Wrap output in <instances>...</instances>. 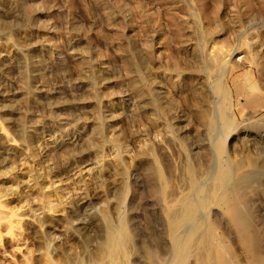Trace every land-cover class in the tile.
<instances>
[{
	"label": "rangeland",
	"instance_id": "rangeland-1",
	"mask_svg": "<svg viewBox=\"0 0 264 264\" xmlns=\"http://www.w3.org/2000/svg\"><path fill=\"white\" fill-rule=\"evenodd\" d=\"M85 51L90 59L80 72ZM132 57L142 69H129ZM135 75L154 90L158 107L132 87ZM217 78L229 94L227 130ZM193 87L212 110L215 131L194 115ZM0 123L11 138L0 135V194L19 213L25 244L17 264H94L107 221L120 227L124 219L143 261V247H154V238L166 247L169 239L147 167L168 174L163 159L173 164L170 206L189 190L195 153H212L216 164L248 152L264 157V0H0ZM257 185L249 204L264 232V175ZM117 252L99 263L144 264Z\"/></svg>",
	"mask_w": 264,
	"mask_h": 264
},
{
	"label": "bare ground",
	"instance_id": "bare-ground-1",
	"mask_svg": "<svg viewBox=\"0 0 264 264\" xmlns=\"http://www.w3.org/2000/svg\"><path fill=\"white\" fill-rule=\"evenodd\" d=\"M123 51L126 54L134 53L126 48L123 49ZM86 52L87 51L84 52L83 57L79 61L80 72L82 68L89 63L90 57ZM258 62L259 60L257 59L256 63ZM128 65L129 69L140 70L143 68L144 63L140 59L132 57ZM30 83L29 77L25 76L23 80L24 89L28 98L33 99L34 92L30 87ZM145 83V79L140 75H135L132 79V87L141 94H147L146 91H148V94H150V97L148 96L149 102L154 107H158L159 103L154 95V90L149 87V89H145V91ZM248 89L246 85L242 88V90L247 93ZM217 90L222 94L223 105L221 112L224 115V127L225 130H227L228 125L231 123L228 115L229 113L227 112L229 94L225 84L220 80L217 83ZM199 91V89H194L193 87L189 95V99L194 102L193 113L201 122L200 124L206 126L210 131H215L217 125H215L216 123L212 119L213 112L208 107L204 96L201 95ZM161 107L159 106V108ZM1 122L3 123V121ZM21 123V128L25 130L24 122ZM5 129L6 128L0 123V135L3 139L10 141L11 138ZM101 131L102 130L99 129L93 134V137L98 138V136H101ZM93 140L94 138L91 137L88 144H93ZM260 144L261 147L264 148V141H261ZM95 147L97 148L96 150H99V152L101 151L100 144L96 143ZM217 152L220 155L226 152V145L223 139L217 141ZM198 154L195 153L193 155L194 163L189 165L188 174L186 173L189 190L174 205L171 204L167 206L164 203V198L170 196L169 194L167 195V192L170 191V189L168 190L169 176L173 174V171L175 172L173 164L169 160L163 159L168 174H165L158 167H147L148 176L155 182L151 186V191L158 196V200L160 199L162 201V213L167 225L168 243H170V246H168L166 242V247H162L161 240L154 238V247H143L144 259L142 258V261L141 257L139 258L137 255H134L135 251L133 252V250H135L134 248L137 240L133 232L127 233L126 231L128 220L124 219L120 227H116L111 221H107L106 237L104 238L105 244L96 251L95 256L97 261L96 263L94 262V264H100L99 261L105 259V254H108L112 259L116 258L117 251H127L131 253L132 256L134 255V257H131L132 261L136 259L137 261H142L144 264H264V232L258 225L260 223H256L249 204L250 196L258 190L259 186L257 185V181L264 175V157L254 156L249 152L241 155L233 154L234 156L230 159L225 157L227 160L220 158L221 160L216 164L214 163L215 161L213 162V157H211L212 153L206 152V155L201 157H199L200 155L198 156ZM141 157H145V155ZM102 168V171L100 169V177L104 179L103 172L106 167L103 166ZM205 174L209 176L205 178ZM9 179L11 178L9 177ZM202 186L204 188L203 191L201 190ZM172 190L173 189H171V191ZM171 191L169 193L172 195ZM199 191L203 192L202 195L205 197V200L199 201L197 199V195L200 194ZM13 202H15V200ZM16 214L18 215L19 213L17 212ZM16 214L9 207V203L5 196L0 194V264H17L14 259L17 255L22 253L25 247L20 224L22 221H20L19 215L16 216ZM217 214L222 217V220L226 222L229 230L234 234V242L226 233L220 231V220ZM163 230L165 231V229ZM167 247L170 255H166L168 258H163L159 254L158 248H166L167 251ZM121 256H123V254ZM50 259L48 260L50 261ZM68 260L70 261V259ZM107 260L109 259L107 258ZM49 261L45 264H57L60 262L53 263L52 259V262ZM64 261H66L65 258L63 263L60 264H74L72 261L70 263H64ZM29 262H32V260H29Z\"/></svg>",
	"mask_w": 264,
	"mask_h": 264
}]
</instances>
